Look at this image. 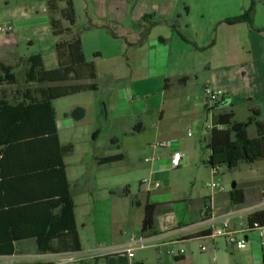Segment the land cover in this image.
I'll use <instances>...</instances> for the list:
<instances>
[{
	"label": "rangeland",
	"instance_id": "1",
	"mask_svg": "<svg viewBox=\"0 0 264 264\" xmlns=\"http://www.w3.org/2000/svg\"><path fill=\"white\" fill-rule=\"evenodd\" d=\"M7 1L6 4L5 0H0V18L12 10L17 15L24 11L30 16L27 22L18 24L22 28L19 48L23 55L40 54L46 69L57 67L55 44L65 35H53L50 20L54 18L62 28L70 27L72 34L81 38L85 60L95 63L96 79H83L77 84L94 83L97 90L81 91L58 98L52 103L60 140L63 145L73 147L72 153L65 156V163L75 195L78 227L85 223L87 238L100 239L107 232L105 239L110 241L118 237L119 231L123 238L137 235L140 230L137 218L144 213L147 200L171 201L174 206H184L194 222L204 202H214L218 195L227 201L234 184L237 190L255 187L258 191L264 185V160L251 164L240 163L232 169L221 165L217 168V175L213 176L208 163L209 130L212 116L220 107L205 100L203 92L199 94V89L208 80V72L203 69L207 60L211 62L214 56H218L221 59L219 64L224 62L231 67L249 61L252 41L249 30L256 36L264 37L263 0H255L251 26L245 23L228 25L224 20L243 14L253 0H72L75 14L72 27L61 16L67 5L65 1L56 0L55 13L49 11L47 0ZM123 2L125 5L127 2L136 3L138 8L134 14L128 13L119 18L118 11L124 10ZM163 7L170 11L165 16H162L165 13ZM142 9L146 10L145 14L150 13L152 17L148 18L152 23L158 22L151 29L148 41L163 37L172 51L169 66L162 76L151 75V67L142 68L147 61L146 52L140 55L137 53L138 47L126 46L125 41L135 42L138 38L135 31L140 32L141 25H145L143 20L134 21L144 13ZM176 12H180L182 20L175 16ZM111 55L116 57L110 58ZM171 66L180 69L194 67L200 77L198 86L192 80L187 82L188 102L183 100L187 90L185 83L175 80ZM15 74L17 84L1 87L0 94L4 92L16 97L18 92L27 87L22 69H17ZM165 85L167 88H164ZM38 86L29 85L31 88ZM123 88L137 93V96L148 93L153 98H165L168 103L164 120L160 122V113L143 115L141 118H124L117 105L119 99L121 103L123 101ZM197 101L198 104L194 105ZM243 104L235 102L232 109L236 122H245L250 116L248 104ZM76 109L84 111L78 121L72 117ZM139 123L147 131L135 137H126L130 128ZM157 123L162 135L154 137L151 126ZM188 132L191 136H188ZM248 135L254 136L253 128H248ZM166 137L174 139L171 148L154 147L155 143ZM127 142L135 147L126 149L123 145ZM147 144L150 146L147 147ZM174 147L183 154L179 168L168 167L159 173L148 171L151 164L145 163V159L154 157L152 148L157 150L155 156L159 157L168 151L172 153ZM118 155L123 158L112 163H99L103 158ZM151 174L161 184L159 189L141 185ZM212 183L218 184L221 190L211 188ZM162 218H165L162 213L157 215L155 224ZM92 243L88 244L85 251L97 247ZM192 243L203 244L207 250L202 255H209L212 246L210 239ZM218 243L222 247L225 245L223 239H219ZM6 261L9 260L0 259V263Z\"/></svg>",
	"mask_w": 264,
	"mask_h": 264
},
{
	"label": "trees",
	"instance_id": "2",
	"mask_svg": "<svg viewBox=\"0 0 264 264\" xmlns=\"http://www.w3.org/2000/svg\"><path fill=\"white\" fill-rule=\"evenodd\" d=\"M60 1L67 4L61 16L72 27L75 24L72 0ZM47 5L52 13L57 11L56 0H47ZM254 6L255 0L243 14L224 22L251 26ZM141 20L145 25H141L138 44L158 24L145 16ZM50 24L53 35H65L55 44L57 67L46 69L40 54L21 60L17 68L22 69L27 87L16 97L0 94V257L14 255L15 244L27 240H33L37 252L43 254L81 250L75 203L64 161L73 147L61 144L52 103L81 91L97 90L94 83L77 84L83 79L94 80L96 67L85 60L82 41L72 34L70 27L62 28L54 18ZM15 68L0 63V88L17 84ZM179 81L186 83L187 78ZM30 84L39 86L31 88ZM215 107H219L218 104ZM233 118V112L221 109L212 116L208 142L211 171L221 165L232 169L240 163L264 160V127L250 138L246 127L253 118L247 123L236 122ZM122 158V155L103 158L99 163H112ZM230 198L234 205H243L242 190L234 188ZM166 209L165 204L145 205L142 236L155 235V218ZM254 223L264 226V211L247 217L248 228L252 229Z\"/></svg>",
	"mask_w": 264,
	"mask_h": 264
},
{
	"label": "crops",
	"instance_id": "3",
	"mask_svg": "<svg viewBox=\"0 0 264 264\" xmlns=\"http://www.w3.org/2000/svg\"><path fill=\"white\" fill-rule=\"evenodd\" d=\"M5 3L7 4L8 1L5 0ZM121 4L124 7V10L123 12L118 11L119 18H123L128 13L131 15L134 14L133 12L138 8L136 3L129 4V2H127L126 5H130L128 7H126L124 2ZM129 7L130 9H128ZM163 8L165 10V7ZM142 10L144 13H140L141 15H139V19L134 20L135 22H140L144 16H150V13L145 14V9ZM168 12L170 11L165 10V13H162V16H165ZM18 14L20 15H17V12L12 10L9 11L7 15L0 18V21L2 20L0 24H9L13 26V31L11 33L0 34V63L14 66L16 67L15 69H18L17 66L20 64L19 62L21 60L32 56L23 55L19 48L20 32L22 28L18 26V24L27 22L30 16L24 11ZM175 16L182 20L180 12H176ZM170 26L171 28H173V26L176 28L175 25ZM135 33V36L138 37L135 39L136 41H127L130 45L126 44V46L128 48L138 47L137 53L140 55L146 52L145 55L147 61L143 63V69L151 67V75H164L167 71L169 59L172 55V51L169 49L167 42L163 39V37H158L157 41L154 39L148 41L151 33L150 30L147 38L136 46L140 32L135 31ZM178 35L181 36L180 33H178ZM248 35L252 40L250 51L251 58L249 61L245 62L244 65L241 63L231 67L227 66L224 62L219 64L221 59L218 56H214L211 62L207 60V62L203 65V69L208 72V80L199 89V94H202L205 87H210L214 91L221 92L223 97L213 103V106L218 104L220 109L225 111L233 112L232 109L235 102L244 103L245 105L248 104L247 108L250 116L245 122L241 123H247L250 118H253V122L246 127V131L248 135V128H253L254 136H256L258 129L264 127V37L261 35H254L251 29L249 30ZM115 57L116 55L110 56V58ZM128 62L129 60L127 59V65ZM92 63L95 65L94 62ZM171 68L173 69L175 80L181 79L182 77L187 78L185 86L190 80L194 81L196 86L200 83V77L194 67H183L180 69L179 67L173 68V66H171ZM168 81L169 80H166V82ZM165 86L166 87L164 88H167V85ZM186 88V96L183 97V100L188 102V87L186 86ZM121 91L123 92L124 98L122 103L119 99L117 105L124 118H137L138 116L141 118L143 115L151 114L152 116L153 113H160V122L164 120L166 103H168L165 98H153L148 96V93H140V96H137V93L131 91L128 92L126 88L121 89ZM197 104L198 101L194 105ZM205 108H207V106H205ZM233 114L235 115L234 112ZM151 127L153 128V132L151 131V133L154 137L162 135L160 131L161 128L158 123L156 125H152ZM145 128L146 127H144L143 124L139 123L134 128H130V133H128L126 137L141 135L147 131ZM163 140L174 139H168V137H166V139L163 138ZM132 146L135 147V145H132L130 142L124 143L123 145L126 149L131 148ZM148 146L150 145L147 144V147ZM152 149V156H154L152 158H155L156 161L148 162L151 164L148 171L151 173H159L161 170L169 167L171 151H168L162 156H159L158 154L159 157H156L157 150L155 148ZM172 150L180 152L177 147H174ZM263 187L264 185L259 188V191L255 190V187L243 189V205L248 204L247 206H251L257 204L261 200ZM72 196L75 203V219L81 243L80 251L58 254L38 253L35 242L33 240H27L15 244L16 253L14 255L1 256V260L9 261L0 264H264V243L261 242L260 231L251 230L246 231L245 233H238L240 230H244L246 228L247 217L243 214H234L228 220V224L230 229L237 233V239L243 238L246 241L245 248L238 250L223 240L225 248L220 245L216 248L211 247L210 253L206 257L202 255L203 252L200 250V246L203 244L198 245V243H192L193 241L208 240L206 235L210 226L208 224L201 225L200 221L202 209H200L199 217L197 221H194L196 223H194L192 222V215L187 212L184 206H174L171 201L147 200L145 205L147 203L165 204L167 209L162 213L165 218H162L163 220L157 222L155 230L156 233L153 235L156 237L155 242L149 244L146 248H135L133 251V257H129L126 250L129 246L130 236L123 238V236H121V231L117 232L118 237L116 236L114 240L111 239L110 241L105 239V237H107V232L103 233L101 236L103 237L104 235V237L100 239H95L93 237L89 239L85 236L86 225L83 223L81 227H78L76 215L77 205L73 192ZM215 201H212L214 214L230 213L242 206L234 205L231 201L230 194L227 201L224 199L222 200L219 195L216 196ZM204 204L205 202L203 203V206ZM143 217L144 213L137 218V220H139L140 230L137 235L132 234L135 239H138L141 236ZM168 221L170 222L171 230L167 231L165 229V223ZM186 226H189V228L184 231H179V228ZM260 230L264 236V226L261 227ZM90 240L93 242L92 244H95L97 247L92 251H85L88 248V244L91 243ZM169 245H172L175 249H184V255L176 259L169 257L167 255V248ZM227 252L230 254H227Z\"/></svg>",
	"mask_w": 264,
	"mask_h": 264
},
{
	"label": "built area",
	"instance_id": "4",
	"mask_svg": "<svg viewBox=\"0 0 264 264\" xmlns=\"http://www.w3.org/2000/svg\"><path fill=\"white\" fill-rule=\"evenodd\" d=\"M13 31V26L6 24V25H0V34H9ZM203 96L205 100L209 101L210 103H215L219 100V98L222 97V93L218 91L212 90L210 87H205L203 89ZM189 131V130H188ZM188 136L190 135V132H188ZM173 145L172 140H162L157 143H155L154 147L158 149H165V148H171ZM181 160H182V154L178 151L173 150L171 153L170 161H169V168L170 169H177L181 165ZM156 161L155 158H146L145 163L148 162H154ZM211 173L213 176L217 175V170H212ZM141 185L143 186H148L150 188L154 189H159L161 187V184L156 182L154 180L153 175L151 174V177L149 179H145L141 182ZM211 188L218 189L219 191L221 190V187L216 184L212 183ZM262 197L261 200L254 205L251 206H245V207H239L238 209L226 213V214H214L213 213V207H212V201L210 203H205L202 210H201V225L208 224L209 231L206 235L210 241H212V246L213 248H216L219 246L218 240L223 239L230 245L234 246L236 249L241 250L244 249L246 246V241L242 239H237L236 238V232L231 230L228 224V220L234 215L238 214H243L246 217H248L251 214H254L256 212L264 211V187L262 189ZM166 227L165 229L171 230V225L170 222H166ZM189 226L179 228V231H184L188 229ZM261 227L257 224H253V228L250 229L246 226L244 230H240L238 233H245L246 231H251V230H259L260 231V237H261V242L264 243V236L261 233ZM178 230V229H177ZM156 240L155 236L151 237H144L140 236L138 239H135L134 236H130L129 239V246L127 247V254L129 257H133V251L135 248H146L149 244L154 243ZM201 252H205L207 248L202 245L200 246ZM185 253L184 249L179 248L175 249L172 245H169L167 248V255L171 258H179L183 256Z\"/></svg>",
	"mask_w": 264,
	"mask_h": 264
},
{
	"label": "water",
	"instance_id": "5",
	"mask_svg": "<svg viewBox=\"0 0 264 264\" xmlns=\"http://www.w3.org/2000/svg\"><path fill=\"white\" fill-rule=\"evenodd\" d=\"M84 115V111L81 109H76L73 113H72V117L75 121L80 120ZM235 188V184L233 185V189Z\"/></svg>",
	"mask_w": 264,
	"mask_h": 264
}]
</instances>
